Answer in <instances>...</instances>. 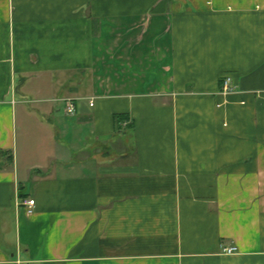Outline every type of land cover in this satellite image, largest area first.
Masks as SVG:
<instances>
[{
  "label": "crops",
  "instance_id": "obj_1",
  "mask_svg": "<svg viewBox=\"0 0 264 264\" xmlns=\"http://www.w3.org/2000/svg\"><path fill=\"white\" fill-rule=\"evenodd\" d=\"M0 264H264V0H0Z\"/></svg>",
  "mask_w": 264,
  "mask_h": 264
},
{
  "label": "built area",
  "instance_id": "obj_2",
  "mask_svg": "<svg viewBox=\"0 0 264 264\" xmlns=\"http://www.w3.org/2000/svg\"><path fill=\"white\" fill-rule=\"evenodd\" d=\"M230 79L227 78L223 81V93L228 94V93H232L233 89L232 87H230ZM90 106H92L93 104L90 103ZM65 113L69 116H73L76 113V106H75V102L71 99L66 100L65 102ZM24 207H25V211L27 214H31L33 212V208H34V201L33 200H28L24 202ZM237 252V249L235 247H229V248H225L223 249V253L226 255H233Z\"/></svg>",
  "mask_w": 264,
  "mask_h": 264
},
{
  "label": "trees",
  "instance_id": "obj_3",
  "mask_svg": "<svg viewBox=\"0 0 264 264\" xmlns=\"http://www.w3.org/2000/svg\"><path fill=\"white\" fill-rule=\"evenodd\" d=\"M121 118H122V117H119V119H118V120H119V122L123 120V119H121Z\"/></svg>",
  "mask_w": 264,
  "mask_h": 264
}]
</instances>
